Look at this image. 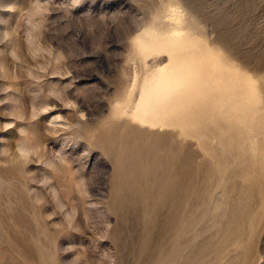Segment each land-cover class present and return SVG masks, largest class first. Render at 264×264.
<instances>
[{
	"label": "rangeland",
	"instance_id": "rangeland-1",
	"mask_svg": "<svg viewBox=\"0 0 264 264\" xmlns=\"http://www.w3.org/2000/svg\"><path fill=\"white\" fill-rule=\"evenodd\" d=\"M186 57L226 67L140 124L142 81ZM104 255L264 264V0H0V264Z\"/></svg>",
	"mask_w": 264,
	"mask_h": 264
},
{
	"label": "bare ground",
	"instance_id": "bare-ground-1",
	"mask_svg": "<svg viewBox=\"0 0 264 264\" xmlns=\"http://www.w3.org/2000/svg\"><path fill=\"white\" fill-rule=\"evenodd\" d=\"M170 12H172V11H170ZM170 12H169V14H170ZM175 14H176V12H175ZM172 16H174L173 19H174V22H175L177 27L169 35H167V37L164 38V45H165L166 48H169V47L170 48L181 47L180 51H178V52H181L182 46L183 45L185 46V44L187 45V42H188L187 39H189V38L184 36V34L182 33L183 32L182 28H179V25H181V22H182V20H181L182 17L180 18L179 15L178 16L177 15H171L170 18ZM159 34H161V33L158 32L157 35H159ZM164 34L166 35V32ZM167 34H168V32H167ZM154 36H156V35H154ZM149 38H150V36H149ZM155 39H152V40L155 41ZM149 40L151 41V39H149ZM146 43H148L147 45L149 47L150 46L149 43L152 44L154 42H149V41L147 42L146 41L145 45H146ZM197 43H198V40H197ZM143 44L144 43H142V45ZM151 49H153V48H151ZM155 50L156 51L159 50V45L156 47ZM178 50H179V48H178ZM189 51H190V49H189ZM210 51H211V49H210ZM182 52H184V51H182ZM199 52L201 54V51H199ZM211 52H213V51H211ZM186 53H184V55ZM208 54H210L212 56V53H207V55ZM187 55H188V53H187ZM178 56H180V55H178ZM200 57L202 58L201 55H200ZM210 59H212L211 62L209 60H207V59L205 61H203V60L198 59V58L196 59L195 57L194 58L193 57H188L187 59H185L187 64L184 62L185 63L184 65L183 64L182 65L178 64L177 66H170V67L169 66H167V67L165 66V67H161V68L158 67V69L156 71H154L153 73H151L147 77L145 76L146 78L144 79V81H142L143 82L141 84L142 86L140 85V87H141L140 96H139V99H138V101H137V103H136V105L134 107L133 118L135 120H137L140 124H148L150 126H156V125L162 126L163 124H165L161 113L163 112V110L165 108V104H166L165 102L170 98V94L171 93H173L175 91H178V89L181 86V84L184 83L185 81H189L191 79L192 80L196 79L201 74V71H203V70H209V69H211V70L213 69L214 70V69H218V68L223 67V66L226 67V65H224V63L222 61H215L213 57H211ZM160 66H162V64ZM227 68H226V71L227 70H229V71L232 70L228 66H227ZM236 74H237L236 72H233L231 75H233L232 77L235 78V77H237V76H235ZM185 79H187V80H185ZM242 79L243 78H241V80ZM218 86H219V84H218ZM183 87H184V85H183ZM245 87L248 88L246 90L245 94L243 95L245 98H249L250 96H253L255 94L254 88L250 87V85L249 86L246 85ZM132 173H134V171ZM135 175H142V171L141 172L137 171V173L135 171ZM116 193H117V196H119V194L121 192L118 190ZM114 197H115V194H114ZM119 199L121 201L122 197L118 198V200ZM118 200H117V202H118ZM114 201H116V200L114 199ZM123 202H125V201H123ZM115 204H116V202H115Z\"/></svg>",
	"mask_w": 264,
	"mask_h": 264
},
{
	"label": "clouds",
	"instance_id": "clouds-1",
	"mask_svg": "<svg viewBox=\"0 0 264 264\" xmlns=\"http://www.w3.org/2000/svg\"><path fill=\"white\" fill-rule=\"evenodd\" d=\"M103 258L110 260V264H115V257H109L107 255H104Z\"/></svg>",
	"mask_w": 264,
	"mask_h": 264
}]
</instances>
